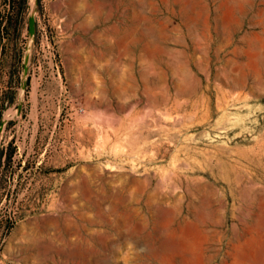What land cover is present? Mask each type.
Segmentation results:
<instances>
[{
    "label": "rangeland",
    "instance_id": "rangeland-1",
    "mask_svg": "<svg viewBox=\"0 0 264 264\" xmlns=\"http://www.w3.org/2000/svg\"><path fill=\"white\" fill-rule=\"evenodd\" d=\"M0 152V264H264V0H0Z\"/></svg>",
    "mask_w": 264,
    "mask_h": 264
},
{
    "label": "water",
    "instance_id": "water-1",
    "mask_svg": "<svg viewBox=\"0 0 264 264\" xmlns=\"http://www.w3.org/2000/svg\"><path fill=\"white\" fill-rule=\"evenodd\" d=\"M34 30H35V23H34V18L31 15L29 17V35H30V37H33ZM27 58H28V54L25 53V55H24V61H25V63H26ZM24 70H26V67L24 68Z\"/></svg>",
    "mask_w": 264,
    "mask_h": 264
},
{
    "label": "trees",
    "instance_id": "trees-1",
    "mask_svg": "<svg viewBox=\"0 0 264 264\" xmlns=\"http://www.w3.org/2000/svg\"><path fill=\"white\" fill-rule=\"evenodd\" d=\"M18 2L20 5H22L25 2V0H18ZM0 156H1V152H0Z\"/></svg>",
    "mask_w": 264,
    "mask_h": 264
}]
</instances>
